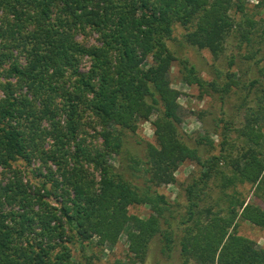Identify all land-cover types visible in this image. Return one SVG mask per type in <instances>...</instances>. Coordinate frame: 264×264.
<instances>
[{
    "label": "trees",
    "instance_id": "1",
    "mask_svg": "<svg viewBox=\"0 0 264 264\" xmlns=\"http://www.w3.org/2000/svg\"><path fill=\"white\" fill-rule=\"evenodd\" d=\"M247 6L248 0H0V32L27 59L0 63V163L12 172L0 180V264H89L74 248H113L123 234V264L146 263L156 238L165 255L178 252V264H264V248L238 233L239 220L264 228V40L256 39H264V28ZM258 8L264 11V0ZM179 24L193 28L190 45L223 56L211 80L173 52ZM87 29L99 35L96 43L76 38ZM6 56L13 52L0 62ZM82 57L91 59L88 73L80 70ZM176 60L183 81L219 105L209 120L203 111L201 130L191 134L182 129L171 86ZM10 79L27 93L16 94ZM152 117L155 142L139 134ZM90 129L97 144L86 141ZM185 161L198 169L180 184L184 201H171L159 188L176 183ZM16 162L41 180L26 181ZM211 183L219 188L215 200ZM246 184L260 204L237 189ZM134 205L149 206L150 215L130 214Z\"/></svg>",
    "mask_w": 264,
    "mask_h": 264
},
{
    "label": "rangeland",
    "instance_id": "2",
    "mask_svg": "<svg viewBox=\"0 0 264 264\" xmlns=\"http://www.w3.org/2000/svg\"><path fill=\"white\" fill-rule=\"evenodd\" d=\"M260 0H248L247 13L249 16L253 17L255 20L261 21V29L264 28V11L258 8ZM2 12H0V27H4L2 22ZM193 28H185L183 25L179 24L176 26L174 31V36L176 37V41H170V46L173 49V52L177 53V56H188L193 62L196 63L198 69L200 70V74L203 76L205 80H211L213 74L211 70L213 68H221L223 69L224 63L223 56L220 58H215L212 51L207 47H199L198 45H190L187 42V38L193 36L192 34ZM260 34V33H259ZM258 34V35H259ZM256 36V39H261L259 36ZM99 35L90 33V30L87 29L86 32L82 30L79 31L76 38L81 41H84L88 45L96 43L97 37ZM183 41V43H181ZM180 42V43H179ZM22 48H16L13 44L10 43V40L0 32V59L1 56L8 54V52H13V58L9 59V57H5L2 63V66L7 67L11 64V61H18L20 64H25L27 59L25 54L21 51ZM80 70L83 72H89L91 66V59L88 57H82L79 61ZM264 61L262 62V65ZM171 86L179 93L178 102L182 106V112L184 115L182 129L186 133H192L195 131L201 130L203 124V119L201 118V114L206 112L203 117L205 120H209L213 115H217L219 112L217 101L209 97L207 95H202L195 85H189L183 81L182 71L180 69L179 61L176 60L174 62V66L171 69ZM0 80H5L3 71L0 68ZM11 82L17 83L15 79H10ZM16 90V94H26L27 88L23 84H16L13 87ZM31 97V96H30ZM4 98V92L0 89V99ZM33 100V99H32ZM39 104V102H38ZM155 117L149 121L142 122L139 129V134L145 140L150 142H155L154 129L151 121L154 120ZM241 120L238 121V125ZM46 125L45 121L43 122ZM87 136L86 141L88 144H97L99 140L96 139V133L94 130L90 129L86 131ZM85 133V134H86ZM83 134V135H85ZM46 138L45 134L42 133V137ZM48 139H42L40 142H43V145L48 144ZM215 142L218 143V136L214 137ZM35 166L38 167L41 165L39 159L35 161ZM14 168L21 170L22 175L26 181H30L33 184H37L34 182H39L41 177L38 173L34 174L30 172V169H27L22 162H16L13 164ZM51 168L55 171L57 169L56 166H51ZM197 166L191 161H185L181 164L178 170L175 172L176 183H171L168 185H162L159 188V191L165 194L171 201L179 200L184 201V194L182 190H180V184L186 181L193 173H196ZM42 172L47 173L48 169L42 166ZM39 172V171H38ZM12 175V172L9 169H5L0 163V180H5ZM60 176V175H58ZM100 178L99 174H94V179L98 181ZM210 193L213 199H217V195L219 194V188L215 186L213 183L210 185ZM239 191H242L243 197L247 199V202L255 201L257 204H260L261 201L254 196V188L251 185H239L237 188ZM56 204V202H53ZM223 203V201H222ZM130 214H134L140 216L142 218H146L150 215V208L146 205H134L130 207ZM238 233L251 238L257 242V244L264 248V228L254 225L251 222L239 220ZM128 245L126 235L123 234L118 243L113 248H103L102 246H90L87 247L84 251H79V249L74 248V255L77 259H82L83 262H88L89 264H123L128 260ZM141 264V263H140ZM144 264H178V252L175 251L170 257L165 255L161 251L159 238H156L150 245V250L148 253V259Z\"/></svg>",
    "mask_w": 264,
    "mask_h": 264
}]
</instances>
